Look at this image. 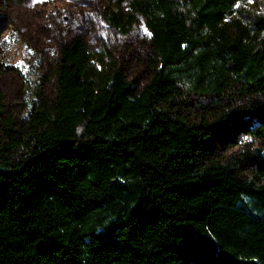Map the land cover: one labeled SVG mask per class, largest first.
I'll return each mask as SVG.
<instances>
[{"label":"trees","instance_id":"1","mask_svg":"<svg viewBox=\"0 0 264 264\" xmlns=\"http://www.w3.org/2000/svg\"><path fill=\"white\" fill-rule=\"evenodd\" d=\"M117 36L139 18L154 62L139 92L104 47L59 50L56 95L26 119L0 93V264H264V149L254 180L211 160L210 135L264 140V105L198 129L174 102L264 99V14L248 0H104Z\"/></svg>","mask_w":264,"mask_h":264},{"label":"rangeland","instance_id":"2","mask_svg":"<svg viewBox=\"0 0 264 264\" xmlns=\"http://www.w3.org/2000/svg\"><path fill=\"white\" fill-rule=\"evenodd\" d=\"M104 6V0H0V93L8 115L26 119L40 99H54L53 68L59 50L77 37L91 48H107L136 92L143 89L152 75L148 65L154 62L143 20L138 19L128 36H117L102 21ZM247 7L264 14V0H248ZM174 103L172 114L198 129L205 122L232 116L233 110L242 111L255 127L260 120L255 111L264 99L232 92L221 101L207 95H184ZM234 141L210 135L204 143L211 148V160L231 167L243 179L254 180L253 156L264 149V140L240 133Z\"/></svg>","mask_w":264,"mask_h":264}]
</instances>
